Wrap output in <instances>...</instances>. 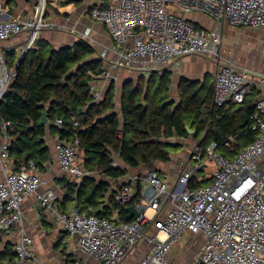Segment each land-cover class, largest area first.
Instances as JSON below:
<instances>
[{
	"label": "built area",
	"instance_id": "1",
	"mask_svg": "<svg viewBox=\"0 0 264 264\" xmlns=\"http://www.w3.org/2000/svg\"><path fill=\"white\" fill-rule=\"evenodd\" d=\"M47 6L48 0H35L33 15L20 18L9 15L6 4L0 0V41L26 32L23 54L44 28L53 26L45 18ZM193 12L210 16L214 29L201 28L189 19L187 15ZM93 16L106 24L113 39L111 50L115 57L109 61V68L153 70L172 62L175 65L179 56L188 54L209 55L220 62L223 26L264 27V0H111L107 7H94ZM16 70L17 64L8 65L5 50L0 47V103ZM93 77L90 93L97 101L103 94L98 80L112 75L106 70ZM254 89L261 91L248 125L257 132L255 141L234 157L222 154L217 142H212L204 153L190 155L189 161H195V165H184L172 185L157 170L128 175L129 184L116 193V200L127 207L135 199L132 205L139 215L130 221L121 219V207L112 217H101L92 207L84 213L75 201L67 210H61L54 190L38 191L44 180L33 161L28 167L15 169L7 132L11 123L4 122L0 147V232H20L15 248L19 264H39L34 257L33 241L23 228L22 203L32 193L75 240L77 250L103 264H123L145 237L148 223L155 230L150 236L151 247L139 264H167L168 252L185 231L202 234L203 242L193 258L183 264H264V74L255 78L249 67L231 60H225L216 71L213 106L217 108L229 102H244ZM73 120L78 126L75 117ZM54 123L63 126V119L57 117ZM118 136H123L122 130ZM56 151L62 173L77 178L86 175L77 135L58 139ZM206 162L214 165L212 180L191 188L194 172ZM111 166L123 168L118 156L112 155ZM30 258L34 259L32 263Z\"/></svg>",
	"mask_w": 264,
	"mask_h": 264
},
{
	"label": "trees",
	"instance_id": "2",
	"mask_svg": "<svg viewBox=\"0 0 264 264\" xmlns=\"http://www.w3.org/2000/svg\"><path fill=\"white\" fill-rule=\"evenodd\" d=\"M50 1L48 7L51 8ZM97 1L100 7H107L111 0ZM50 46L47 40L39 38L26 51L0 103V127L4 122L11 123L7 128L9 151L17 170L31 161L43 169L44 162L50 159L45 141L47 126L42 122L46 105H49L48 120L63 119V126H53L60 138L72 139L77 135L87 171L101 175L97 179L93 174H86L79 182L63 177L67 187L63 201H75L82 212L92 207L99 216L111 217L121 207V219L130 221L126 207L116 200V193L125 185L118 179L127 170L111 166L113 152L118 153L131 170L139 171L138 174H143L144 170H157L162 174L158 164L170 162V147L179 145L169 141L173 137L196 139V152L203 153L212 142H217L218 150L229 157H234L257 138V132L248 125L256 112L259 89H254L242 103L229 102L217 108L213 106L214 84L206 87L203 80L182 77L177 87L179 101H176L170 99L171 75L167 71L160 75L154 72L149 79L141 76L137 82L126 80L123 83L121 117L116 110L114 80L108 83L102 97L93 101L90 93V85L95 80L93 75L105 70L104 59L94 58V45L81 38L72 45ZM6 59L8 65L13 66V53L6 55ZM74 117L78 126L74 125ZM187 125L196 129V133L190 134ZM119 130L123 132L122 137L118 136ZM205 166L197 171H204ZM108 178L117 183L116 189L111 188ZM211 180V175L199 179L194 172L190 187L196 188ZM7 252L12 255L11 251Z\"/></svg>",
	"mask_w": 264,
	"mask_h": 264
},
{
	"label": "crops",
	"instance_id": "3",
	"mask_svg": "<svg viewBox=\"0 0 264 264\" xmlns=\"http://www.w3.org/2000/svg\"><path fill=\"white\" fill-rule=\"evenodd\" d=\"M3 1L9 10V15L20 18H26L33 15L35 0H32L31 4L26 0ZM62 1L63 0L50 1L52 7L50 8L47 6L45 18L53 26L44 28L42 32L34 39L30 47H33L39 38L47 40L54 48H58L63 45H72L81 38L87 39L96 48L94 58L96 57L104 59V71L109 70L112 75V77H109L108 79L98 80V83L102 86L103 94L106 86L112 80L115 81L118 89V85H120L122 88L123 83L126 80H134V78L137 77L134 80L137 82L141 76L149 79L154 72L157 75H160L167 71L171 75L172 81L169 86L171 96L170 99L176 101H179L177 87L182 77L203 80L206 87L214 84L216 71L222 62L220 63L216 61L215 58L203 54L185 55L181 57L175 65L162 67L160 69L141 70L138 67H132L126 68L127 70L118 71L119 69L116 70L115 68H109V61L115 57L114 51L111 50L113 39L110 36L106 24L97 20L93 16L94 7L100 6L99 1L80 0L77 3H75L74 0H68L70 1L68 3H62ZM187 17L191 20H194L201 28L212 29L215 25L214 20L204 13L193 12L188 14ZM87 29H89L88 33H86ZM27 36L28 34L24 32L17 34L10 39L0 41V47L5 50V55L13 53V58L15 60L13 65H16L22 56V48L25 44ZM233 62L239 66L247 67V65L238 64L236 61ZM251 70L255 78H259L261 74H264V70H259L258 68L257 70ZM172 92H175L176 97L172 96ZM120 97L121 90L119 92V105L116 101V95L115 104L116 110L122 117ZM48 107L49 105H46L47 111ZM54 122L55 120L52 121L50 119L48 120L47 118V122L45 123L47 126L45 141L46 146H48L50 149V159L44 162L43 169L37 168L35 165L36 171L42 175L44 180L38 191H45L47 189L54 190L58 197V207L61 210H67L74 201H63L67 187L65 185V181L62 179L64 176H67L79 182L82 178H77L60 171L56 151V143L58 139H60V136L58 130L55 128L58 125H56ZM3 135L4 130L1 126L0 147L3 141ZM177 138L187 140L191 137L177 136L173 137V140L169 141L177 142L179 144V141H176ZM112 155L118 156L123 168L127 170L126 174L118 179V181L125 185L129 184L128 175L135 174V172L119 158L118 153L113 152ZM12 162L15 167L13 159ZM28 166L29 165L26 167ZM158 166L162 171L168 167L170 173H172V170L178 169L176 176H170V174L168 175L164 172L162 173V176L169 181L170 185H172L177 180L184 164L181 158H176L175 160L171 159V161L168 163H159ZM84 168L86 170V174H93L97 179L101 178V175L98 172H88L85 165ZM1 177L2 168L0 162V178ZM107 180L111 183L112 189L117 188V183L112 178H108ZM22 212L24 216V233L28 235L33 241V245L36 249L34 257H36V260L39 264H103L93 257L77 250L75 240L71 239L69 234H67V232L62 229L59 222L57 221L56 216L38 203L36 193H32L25 198L22 203ZM84 213H89V211ZM114 214L115 212L113 215ZM154 230L155 228L153 224L148 223L145 237H143L137 243L123 264H139L141 258L149 251L151 247L150 236ZM20 235V232L16 230L9 233L0 232V264H19V258L15 248ZM202 242V234L185 231L181 239L176 242L172 246V249L168 252L167 264H183L184 262L190 260L197 253ZM8 250L11 251L12 255H8ZM29 260L32 263L34 259L30 258Z\"/></svg>",
	"mask_w": 264,
	"mask_h": 264
},
{
	"label": "rangeland",
	"instance_id": "4",
	"mask_svg": "<svg viewBox=\"0 0 264 264\" xmlns=\"http://www.w3.org/2000/svg\"><path fill=\"white\" fill-rule=\"evenodd\" d=\"M214 27L212 29H214ZM50 48L54 47L51 45ZM219 48V58L222 63L225 62V60H233L238 64L247 65V67L253 70H257V68L259 70H264V27H232L229 24H225L222 28V43ZM123 70L127 69L119 68L118 71ZM136 78L137 77H135L134 80ZM120 90L121 86L118 85L116 94L118 105ZM172 96L176 97L175 92H172ZM176 141H179V145L170 147L172 160L181 158L184 165H187L188 167L195 165V161H189V157L192 153L196 152L198 148L196 139L190 138L184 140L177 138ZM213 169L214 165L211 162H206L204 171H197L195 173H197V176L201 179L204 175H211ZM134 172L137 174L139 171ZM143 172L145 173L147 170H144ZM163 172L168 175L170 174V176H176L178 169H174L172 170V173H170L168 167H166L163 169Z\"/></svg>",
	"mask_w": 264,
	"mask_h": 264
},
{
	"label": "water",
	"instance_id": "5",
	"mask_svg": "<svg viewBox=\"0 0 264 264\" xmlns=\"http://www.w3.org/2000/svg\"><path fill=\"white\" fill-rule=\"evenodd\" d=\"M26 51L22 54V56L20 57V59L18 60L17 62V67L18 65L21 63L24 55H25ZM182 56H179L176 60L178 61ZM174 64V62L170 63L168 66H172ZM47 114H48V111L45 110L43 112V123H46L47 122ZM187 127V130L189 131L190 134H195L196 133V129H192L190 128L188 125L186 126ZM126 211H127V219L131 220L133 219L134 217H137L139 215V211L137 210V208L134 206V205H128L126 207Z\"/></svg>",
	"mask_w": 264,
	"mask_h": 264
},
{
	"label": "bare ground",
	"instance_id": "6",
	"mask_svg": "<svg viewBox=\"0 0 264 264\" xmlns=\"http://www.w3.org/2000/svg\"><path fill=\"white\" fill-rule=\"evenodd\" d=\"M43 2H44V0H42ZM151 210H149V212H150Z\"/></svg>",
	"mask_w": 264,
	"mask_h": 264
}]
</instances>
